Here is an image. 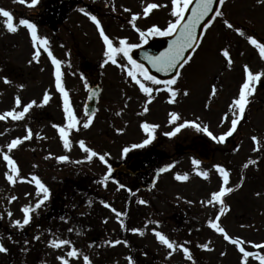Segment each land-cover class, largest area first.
I'll list each match as a JSON object with an SVG mask.
<instances>
[{"label":"rangeland","instance_id":"1","mask_svg":"<svg viewBox=\"0 0 264 264\" xmlns=\"http://www.w3.org/2000/svg\"><path fill=\"white\" fill-rule=\"evenodd\" d=\"M42 1L30 6L31 0H25V3L0 0V8L12 13L13 23L18 29L15 33L9 32L6 18L0 14V115L10 110L22 111L31 101L37 102L21 120H12L11 117L0 120V243L8 249L7 252H0V264H62L61 256L69 264H84L85 255L91 264H241L242 254L238 246L225 240L208 223L215 220L220 208L218 202L207 204L211 194L223 184L216 165L228 171L227 187L233 188L223 197L226 211L220 216L219 223L230 236L244 241L247 251L264 255V250L254 247L256 243L264 244V75L259 82H254L255 92L249 97L251 102L246 108L245 121L223 142H217L192 127L181 129L180 132L188 137L184 145H189L193 136L206 135L215 148V159L208 164L194 165L192 156L182 154L176 173L170 171L159 175V189L155 185V190L148 194L151 206H127L126 215L117 217L110 207H101V204H93L89 214L84 213L89 208L84 203L77 208L74 225L65 224L64 220L55 224L52 222L53 231L50 234L40 236L31 231L16 245L13 239L16 233L28 227H19L14 223L23 220L22 208L31 207L33 220L35 214L49 207L46 201L39 209L35 208L36 201L43 194L38 196L34 182H29L33 175L39 176L51 191L73 166H83L95 172L99 170L98 158L91 161L84 159L87 154L79 147L78 141L84 140L88 147L98 151L97 133L103 135L101 139L110 133L118 135L112 147L103 143L100 148L103 153L116 157L124 144L132 146L148 137L141 127L145 122L158 125L156 134H165L184 121H196L202 126L206 125L218 137L231 126L230 105L246 79L244 66L247 65L253 74H264V57L248 39L251 36L264 43V3L260 0H226L223 15L206 30L205 40L182 69L178 82L181 87L180 108L174 109V102H170V93L164 86L147 83L154 89L151 94L153 99L149 103L147 94L141 92L134 81L130 84L129 78L121 72L109 71L128 69L120 67L122 63L112 67L109 66L111 62H101V65L99 62L97 67L104 85L102 103L105 105L102 104L103 108H99L92 124L85 129L82 126L86 120L82 114L87 92L85 80L89 81L92 74L83 76L81 69L96 67L97 61L104 58L106 49L99 29L85 12L101 21L105 33L117 47L120 39L126 38L129 43L135 44L142 41L133 23L142 31L153 25L164 29L175 18L171 16V0H71L74 8L67 11L63 23L55 32L41 23H35L38 35L48 39V49L61 61L62 83L80 121L79 130H69L70 150L65 149L59 130L55 127L66 126L67 123L63 97L55 86V65L43 46H40L39 57L34 58L36 48L32 44L31 34L19 24V20L26 19L27 14L41 13ZM148 3H157L162 7L153 9L145 16L143 10ZM86 5L95 8L86 9ZM91 10H94V14ZM133 14L139 16L130 23ZM225 20L233 28H228ZM236 28H240L243 35ZM225 49L229 51L232 63L226 67L225 73L220 74L219 61L222 59L221 51ZM76 54L82 56L81 61ZM203 55L206 67L201 71L199 58ZM84 61L85 66L82 64ZM213 74L218 76L213 78ZM111 85L114 86L111 88ZM213 88L215 95H212ZM185 91L189 94L184 95ZM46 92L51 98L47 104H43ZM17 96L21 98L20 106L15 104ZM145 107L149 109L147 112L144 111ZM173 111L180 116V120L171 122L170 113ZM226 113L229 116L227 120L224 119ZM29 128L33 135L23 140ZM253 136L257 137L256 141L252 139ZM15 138H21L23 142L9 153L20 169V178L13 185L6 179L8 168L3 154L8 151L7 144ZM60 155H67L70 160L58 161L56 157ZM246 163L247 168L244 167ZM65 165L72 166L63 171ZM202 171L209 173L208 178L198 175ZM177 174H187L189 178L186 181L177 180ZM13 196L17 199L13 200ZM111 207L118 212L125 210L118 203ZM121 219L125 228L120 224ZM156 221H159V225ZM90 228L96 229L93 236L89 235ZM132 228L141 229L143 235L132 232ZM154 228L177 245L188 247L193 260L184 258L178 248L169 257L170 250L159 242L152 231ZM97 237L99 240L95 241ZM53 239H65L71 243L55 248L50 244ZM115 240L122 243H109ZM123 241H127V244ZM204 244L208 247H201ZM72 247L77 249L78 256L67 257ZM129 257H132L131 261ZM248 264H260V261L253 256Z\"/></svg>","mask_w":264,"mask_h":264},{"label":"snow or ice","instance_id":"2","mask_svg":"<svg viewBox=\"0 0 264 264\" xmlns=\"http://www.w3.org/2000/svg\"><path fill=\"white\" fill-rule=\"evenodd\" d=\"M39 0H31L30 6L37 5ZM215 0H195V7L191 8V15L187 17L185 20V13L189 11V6L193 4V0H171V16L174 17V21H171L168 23L167 27L164 29H161V27L157 25H153L149 27L146 31L140 30L138 27H136L135 23H133V27L136 28V31L139 33L140 39L147 43L146 37L148 36H168L174 32H177L179 30V35L175 40H173L167 49H165L163 52H160L158 56H151L146 55L145 58L150 62L153 68L157 70V72H172L173 70L179 68H183L184 65L188 64L191 60V56H186L185 53L190 50L198 47L197 40L199 37L196 35L197 28L201 26V22L204 21L205 25H207V21L205 20V17L209 16V13L213 12V4ZM261 3H264V0H260ZM20 3H25V0H20ZM219 3L223 5L225 3V0H219ZM158 7H162V5H158L157 3H148L147 6L143 10V14L147 16L153 9H157ZM80 11L84 12V9H80ZM125 11H130L129 9H125ZM0 14L3 15V17L6 18L5 23L7 26V29L9 32L15 33L17 32V27L13 23V15L10 11H7L3 8H0ZM86 15L90 16V19L95 23L96 27L99 29V35L102 37L103 43L106 46V49L103 53L105 59L104 63L107 64L111 62L112 64H118L117 56L122 54L123 57L126 58L127 64H121L120 67H128L127 76L131 78L132 81L135 82L139 86V90L145 94H147L148 102L151 103L153 97L152 93L154 89L152 87L147 86V82H150L152 85H164V88L167 89V91L170 93L171 101L175 102V97L177 96V91L172 87L177 83V80L175 78L161 81L156 76L149 73V71L144 67L143 64L138 63L135 59H133L132 56V50L138 48L140 45L135 43H129L128 40L120 39L119 40V46H115L112 39L109 38V36L105 33L104 28L101 25V21L95 16L90 13L85 12ZM223 13L221 11H216L215 16L220 17ZM139 14H133L131 17V22H134L138 19ZM224 23L227 25L228 28H233V25L228 22L227 20L224 21ZM19 24L22 26H25L27 30L31 34V41L33 46L36 48V51L34 53V58L39 57L40 55V46L44 47V50L47 51L48 55L51 57L53 65H55V86L56 89L61 93L63 97V111L66 116V126H60L55 125V127L59 130L60 138L63 141V147L65 149L70 150V140H69V130L76 129L79 130V124L80 121L77 119V116L75 114V111L70 103L69 100V93L65 89L63 83H62V72H61V61L57 59L52 52L48 49V39L46 37H40L37 32V25L35 23H32L28 19H20ZM236 31L243 35V32L240 28H236ZM250 43L252 45H255L259 49V54L261 57H264V43H260L257 39L254 37L248 38ZM224 57L227 58V62L229 64L232 63V59L229 55V51L227 49L223 50ZM244 70L246 72V79L243 81L241 87L238 91V96L234 98L231 102L230 107L232 108V118L230 119V128L227 132L220 136L214 135L209 128L205 125L202 126L200 123H197L196 121H184L183 123H180L178 126L174 128V130L166 132L165 135L169 137L176 136L181 129L192 127L196 129L197 131L206 133L209 137H211L213 140H216L217 142H223L226 137H229L233 135V133L237 130V126L240 123V121L244 118L246 108L250 104L249 97L252 96L255 92V85L254 82H259L261 80L262 75L261 73L253 74L251 70H249L248 66H244ZM180 73L177 72L176 76H179ZM83 78V77H82ZM5 82L7 83V79L5 78ZM85 86L87 87V81L85 80ZM159 91L160 89H156ZM93 95H95V92H92ZM189 93L187 91L184 92V95H188ZM216 94L215 88L212 90V95ZM50 94L45 93L43 95V104H47L50 100ZM36 101L33 100L30 103H28L26 106L23 107L22 111H16V110H10L5 112L3 115H0V120L6 119L7 117H11L12 120H21L25 117V114L29 112L30 109L33 108L34 105H36ZM15 104L17 106L21 105V98L17 96L15 98ZM149 109L147 107L144 108V111L147 112ZM95 113L94 112H88L87 113V119L83 122V128L87 129L93 122V117ZM229 118L228 114L226 113L224 116V119L227 120ZM170 120L171 122H175L180 120V116L175 112L170 113ZM143 130L148 133V137L143 140L142 143L133 144L131 148H143L146 145H149L152 143V141L155 139L154 133L158 125L156 124H149L147 122L143 123L141 125ZM117 131H123L122 129H117ZM33 133L32 130L29 128L27 131V135L23 137V140H28L32 137ZM252 139L254 141L257 140V137L253 136ZM23 140L21 138H15L10 143L7 144V150L3 154V160L7 162V168L8 171L6 172V179L11 183L15 184L17 182V179L20 178V169L17 166V162L13 159V157L9 154L13 149L17 148L18 145H20ZM79 147L83 150L84 153L87 155L84 159L91 161L93 158H98L101 162H103L105 165L108 166L107 175L104 177V180L107 181V179L111 176V165L108 164V161L106 159L105 154L98 153L91 147H88L84 140L78 141ZM123 154L127 156L130 149L128 147L123 148ZM51 156V154H50ZM58 161L64 162L69 161L70 157L67 155H60L56 157ZM192 163L194 165H199V160H193ZM252 163H255V161H252ZM172 166L169 165L168 168H171ZM216 170L219 172V174L223 178V184L219 188L218 191H215L211 194V198L207 200V204L212 205L214 202H218L220 205L219 208V214L215 217V220H209V226L213 229H215L218 233H221L224 236L225 240L230 241L233 245L238 246L239 252L242 254L241 264H248L249 258L256 256V258L260 261V264H264V255H258L257 253L247 251L245 248V242L240 240L239 238H233L230 236L227 231L224 229V227L219 223L220 216L223 215L226 211V205L224 203L223 197H225L228 193H231L233 191L232 187H227L229 183V173L228 171L220 166L216 165ZM245 168L248 167V164L246 163L244 165ZM168 168H161L160 172H165L168 170ZM198 175L208 178L209 173L206 171L198 172ZM177 180L186 181L188 180L187 174H177L175 177ZM34 182L37 195L39 196L41 193L42 198H39L36 201L35 208L39 209L42 205L45 204L46 201L50 199L51 191L48 188V186L42 182L41 178L39 176L33 175L31 178V181ZM120 188H124L125 185L120 184ZM259 195V194H257ZM13 200L17 199L15 196L12 197ZM103 203V202H102ZM139 203L144 204L146 201L140 200ZM105 207H110L112 212L116 213L117 217H122L126 215L124 212H118L117 209L112 208L111 205L105 203ZM32 209L30 206H24L22 208V212L24 214L23 220H16L14 223L16 226L23 227L30 224L32 220V216L30 215ZM9 216L12 214L9 212ZM157 225H159V221L155 222ZM120 224L122 227H124V221L121 219ZM69 231H72V229H69ZM132 232L139 233L140 235H143V231L138 228H132ZM154 235L157 237L159 242L162 245H165L167 249H169V257L173 254V251H175L177 248L182 251L184 258L187 260H193L191 251L188 247H186L184 244L177 245L175 242L170 240L164 233L157 231L155 228L152 230ZM38 238V237H37ZM71 242L69 240L60 239V240H51L50 244L55 248H61L62 246H66L70 244ZM112 245H118L122 243L121 240H115V241H109ZM123 243L127 244V241H123ZM203 248H207L208 245L204 244L201 245ZM254 247L257 249L264 250V244L256 243L254 244ZM8 249L0 243V252H7ZM67 257H76L78 256V251L75 247H72L70 251L67 252ZM59 259L62 261V264H69V261L65 259L64 256L59 257ZM129 261L132 260V257L128 258ZM84 264H91L90 259L87 255L83 257Z\"/></svg>","mask_w":264,"mask_h":264},{"label":"flooded vegetation","instance_id":"3","mask_svg":"<svg viewBox=\"0 0 264 264\" xmlns=\"http://www.w3.org/2000/svg\"><path fill=\"white\" fill-rule=\"evenodd\" d=\"M43 13H38L35 16H33L31 19L35 23H39L43 19ZM50 26L52 29H55V24L54 22H49ZM49 27V26H48ZM59 27V26H58ZM223 50L221 51V53ZM222 59L219 61V65L221 67L219 73H225L226 67L229 66L230 64L227 62V58L224 57L222 54ZM80 58L82 56L80 55ZM106 57L101 59V61H97L96 67L93 66H88L87 69L82 70V75L83 76H91V79L87 81V86L91 84H98L100 87V94L97 100V109L95 112L96 113L99 111V108L105 105V103H102V92L104 89L103 82L101 80L102 75L101 71L97 67V64L100 62H104ZM118 60V65L119 62L126 65L127 61L126 58L123 57L122 54L117 56ZM200 61V69L201 71L204 70L206 67V58L202 56V58H199ZM108 64V63H107ZM99 65V66H100ZM109 66L115 67L116 64H110ZM130 66H126L128 68ZM112 72L116 73H122L125 77L127 76V71L128 69H118V70H109ZM217 75V74H216ZM95 76V77H94ZM218 76V75H217ZM129 78V77H128ZM177 83L174 86V89L177 91V96L174 98V109L177 110L180 108L181 105V87L179 82V79H176ZM129 83L133 84V81H131V78H129ZM149 83L151 86L152 85L150 82ZM164 86L163 84H161ZM114 85H111L110 87L112 88ZM117 99V97H116ZM114 102V99H112ZM103 104V105H102ZM164 107H162L163 109ZM101 117V116H100ZM99 117V118H100ZM165 118V117H164ZM98 121H101L98 119ZM118 135H112L111 133L109 135H104V139H101L103 135L100 133H97L95 137L97 138L98 142V151L101 154L103 151H101V147L103 143H106L107 145L110 144L112 145L115 144L117 141L116 138ZM155 139L150 143L149 145H146L143 148H136L133 149L131 146L123 145L121 149H119V154L118 156L113 157L109 156L108 154L106 155V159L108 161V164L111 165V176L107 179V181L104 180V177L107 175V170L108 166L105 165L103 162L100 165L99 170H96V174L98 176V180L95 183L94 187L96 189V194H95V200L101 203L104 201V203L109 202V197L112 195H115L117 192H120L121 195V201L122 202H136L139 203L140 200L146 201V203L150 204L148 194L152 193L155 190V185L157 187V190L159 189V186H157V183L159 181V175L163 173H168L170 171H173L174 173L177 172V169L180 167L179 159L182 155V145H184V142L187 141L188 137L187 135H183L181 132H179L176 136L174 137H169L165 134H156L154 133ZM198 136H202L201 134ZM204 136V134H203ZM193 139V137L191 138ZM190 139V140H191ZM128 147L130 149L129 153L127 156L123 154V148ZM101 151V152H100ZM215 154V151H214ZM171 165V168H168V166ZM161 168H168L167 171L165 172H160L159 170ZM123 184L125 185L124 188H120L119 185ZM81 186H84L83 184H80ZM110 186V187H108ZM106 190L108 193L104 194L102 193V190ZM111 198V197H110ZM112 199V198H111ZM110 199V200H111ZM116 197H113L112 200H115Z\"/></svg>","mask_w":264,"mask_h":264},{"label":"water","instance_id":"4","mask_svg":"<svg viewBox=\"0 0 264 264\" xmlns=\"http://www.w3.org/2000/svg\"><path fill=\"white\" fill-rule=\"evenodd\" d=\"M219 4H220L219 0H215L213 4L214 11L209 13L208 17H205L207 24L212 20L213 16L215 15V12L218 10ZM193 7H195V0H193V4L189 6V11L185 13V20L187 19V17L191 15V8ZM206 26L207 25H205L204 21H202L201 26L197 28L196 35L199 37V39ZM178 35H179V30L168 36H157L154 37L153 39L148 40L147 43L140 44L138 48L132 50L131 54L133 56V59H135L138 63L143 64L144 67L149 71V73L156 76L159 80H167L172 78L177 73L179 67L173 70L172 72H167V73L157 72V70L152 67V65L145 58V56L146 55L158 56L160 52H163L165 49L168 48L169 44L173 40H175ZM199 39L197 40V44L199 42ZM194 49L188 50L185 53V55L190 56ZM93 91L95 92V95L92 94ZM97 95H98V90L95 87H91L83 107V111L86 115L88 112H94L97 102ZM194 144H195V149H187V151L192 152L194 155H196L200 160L204 162L210 161L212 157V151L209 148L208 143L202 139H196L194 141Z\"/></svg>","mask_w":264,"mask_h":264},{"label":"trees","instance_id":"5","mask_svg":"<svg viewBox=\"0 0 264 264\" xmlns=\"http://www.w3.org/2000/svg\"><path fill=\"white\" fill-rule=\"evenodd\" d=\"M65 1L67 2L68 7H70L71 3L69 1L71 0H65ZM49 3L50 2H48L47 4ZM89 181H87V183ZM63 192H64L63 188H57L56 191H54L53 201L49 209L44 214H41L38 217H36V219L32 220L28 225L27 229H20L22 232L18 231L16 233V237L13 238L14 240H16V245H19V240L23 239L25 236H28L31 231H33V233L38 232V229L42 227L43 224H48L50 220L57 219L59 217V214H61V212H65L66 208L70 207V205L67 202L62 200ZM15 247L18 248L17 246ZM9 254L11 253L9 252Z\"/></svg>","mask_w":264,"mask_h":264}]
</instances>
